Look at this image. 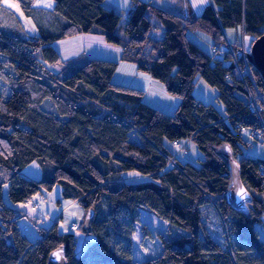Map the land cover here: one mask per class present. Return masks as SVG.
Listing matches in <instances>:
<instances>
[{"label": "trees", "instance_id": "obj_1", "mask_svg": "<svg viewBox=\"0 0 264 264\" xmlns=\"http://www.w3.org/2000/svg\"><path fill=\"white\" fill-rule=\"evenodd\" d=\"M0 0V264H48L50 254L64 247L67 264H264V160L243 154L240 131L264 137V101L260 114L248 107L246 72L256 93H264L260 73L244 56L237 65L228 50L226 29L242 27L254 41L264 34V0H210L196 15L185 0L179 15L151 1L132 0L122 62L161 83L179 99L173 114L146 103L145 91L113 82L118 62L92 59L63 64L50 44L101 29L110 42L122 16L103 7L105 0H52V15L66 22L58 33L41 29L31 36L19 18ZM24 12L37 0H11ZM155 17L164 37H152ZM189 32L213 40L209 55ZM253 41V42H254ZM233 45V46H232ZM236 50L239 45L232 44ZM240 52V50H239ZM38 53L46 65L38 60ZM48 65H60L55 73ZM249 75H248V74ZM218 91L225 115L193 94L196 79ZM251 77V78H250ZM138 131L142 143L132 142ZM193 140L202 153L200 166L183 163L165 142ZM37 162L42 180L23 174ZM240 170L250 200L243 209L228 200L231 167ZM136 172L144 182L113 188L118 177ZM62 189L65 200L93 211L95 237L81 256L74 235L59 231L58 222L40 229L31 241L22 231L18 213L4 200L25 203L37 194ZM142 211L169 223L175 237L160 234L161 252L143 263L133 259L134 235ZM222 227L223 240L211 231L212 218ZM146 234L152 231L142 225Z\"/></svg>", "mask_w": 264, "mask_h": 264}, {"label": "rangeland", "instance_id": "obj_2", "mask_svg": "<svg viewBox=\"0 0 264 264\" xmlns=\"http://www.w3.org/2000/svg\"><path fill=\"white\" fill-rule=\"evenodd\" d=\"M142 1H151L159 8L179 15L185 14L183 7L185 0ZM194 1L197 7L195 5L193 12L196 11V13H194L197 15L202 14L204 11L203 10L201 12L198 9V4H202L199 5V8L205 9L210 3V0H200L199 2L198 0ZM3 6L15 13L31 36H34L41 29H46L50 33L56 34L62 30L63 24L66 23L64 20H59V18L49 13V11L53 8L52 0H37L34 5L35 10L27 13L24 12L17 3L11 0H5ZM105 7L118 12L122 16L120 25L113 34V37L118 40V43L110 42L107 39L105 32L99 28H95L91 33L77 34L69 38L54 41L50 45L58 51L63 64L75 60L88 62L92 59L118 62L119 66L113 78L114 83L132 88L146 89V80L150 77L146 74L140 73L134 64L122 62L120 60L122 50L127 42L126 27L133 8L132 0H105ZM150 19L154 24L152 37L155 39H162L165 32L160 26V22L152 15H150ZM225 35L229 44L239 45L238 49L244 55L249 53L254 40L244 34L242 27H238L237 29H226ZM188 36L203 51L209 55L213 54V40L208 34L203 32H189ZM37 58L44 65L47 64L44 62L41 53H38ZM48 68L51 71L58 73L62 69V66L48 65ZM253 85L255 84L253 83ZM151 93L157 94V90L153 89ZM193 94L204 103L215 105L221 114L225 115V106L222 102L218 101L217 89L210 86L204 79L197 77ZM170 97L176 101V103H172L169 107L170 114H173L180 101L176 97ZM240 133L247 144L243 147V154L264 160V137L262 134L259 132L255 133L258 137V139H255L250 129L243 128ZM130 139L135 143L143 142L141 134L138 131L131 132ZM165 145L175 155V157L184 164L190 163L194 166H200L199 160L202 159L203 156L193 140H182L181 143H178V147L168 141L165 142ZM23 174L35 180H42L43 178L41 168L37 162L27 167L23 171ZM148 180H150V177L148 176H144L136 172H126L122 176L118 177V180L116 184H114L113 188L122 186L124 183L144 182ZM4 200L8 205H13L15 207L14 209L17 211H22L24 216H21L19 219L20 227L22 228L23 233L33 242H36L37 239L41 238V228L50 229L56 222H58L60 232L71 233L74 235L76 243L75 253L77 256H81L87 249L88 245L95 240L94 236L85 234L81 230L82 224L85 222L84 209L78 202L65 200L62 196V189L60 186H56L50 192L43 190V192L37 194L33 200H29V203L18 204L12 203L8 197L7 189L5 188ZM34 202L41 203L43 208L39 209L34 207ZM212 220L213 224H210L211 231L217 240L222 241L223 236L220 221L218 222L215 217L212 218ZM72 225L78 226L77 229H70ZM142 225H146V227L152 231V234H146L142 231ZM160 234H163L166 238L172 239L175 237L176 232L174 230L169 232V228L164 222L159 220L157 217L142 211L140 215V223L136 225V233L134 235V246L137 254H144V259L146 260L157 257L161 252Z\"/></svg>", "mask_w": 264, "mask_h": 264}, {"label": "water", "instance_id": "obj_3", "mask_svg": "<svg viewBox=\"0 0 264 264\" xmlns=\"http://www.w3.org/2000/svg\"><path fill=\"white\" fill-rule=\"evenodd\" d=\"M245 58L248 64L260 73L264 82V34L253 42L249 53L245 54ZM231 168V189L228 193V200L234 208L243 209L251 198L250 193L241 180L239 168L234 164ZM92 220L93 211H89L85 220L86 228L90 227ZM48 264H67L64 247H60L50 254Z\"/></svg>", "mask_w": 264, "mask_h": 264}, {"label": "crops", "instance_id": "obj_4", "mask_svg": "<svg viewBox=\"0 0 264 264\" xmlns=\"http://www.w3.org/2000/svg\"><path fill=\"white\" fill-rule=\"evenodd\" d=\"M188 1L191 2V5H192L193 9H195V5H196L195 1L194 0H188ZM199 1L200 0H198V2ZM199 5H202V4H198V9L202 12L204 10V8H199ZM103 7L106 10H111V9L105 7V2L103 3ZM196 7H197V5H196ZM194 12L196 13V11H194ZM146 83H147L146 89L145 88L144 89L140 88L141 90H144L145 93H146V99H145L146 103L149 104L150 106L154 107V108H157V109H160V110H163V111H166V112L169 111V107L172 105V103H176L175 99H173L172 97H170V95L167 94V92L164 89L163 85L161 83L158 84L159 83L158 81H155V80L149 78V79L146 80ZM153 89L157 90V94H152L151 93V91ZM11 206L13 208H15L13 205H11ZM17 212H19V211H17ZM19 213H22V211H20ZM162 222H164L169 228V223L168 222H165V221H162ZM138 256H139V258H138ZM133 259L137 263H143L144 261H146V259H144V254H137V252L135 251V246H134V251H133Z\"/></svg>", "mask_w": 264, "mask_h": 264}, {"label": "built area", "instance_id": "obj_5", "mask_svg": "<svg viewBox=\"0 0 264 264\" xmlns=\"http://www.w3.org/2000/svg\"><path fill=\"white\" fill-rule=\"evenodd\" d=\"M228 50L230 51L234 62L239 65V59L241 56H243L244 54L236 51L232 46L229 45ZM248 74V73H247ZM241 75L243 77V80L246 84V87L248 88L249 91V110L253 113V114H260V101H264V93H256L257 91V87L253 84H250V82L248 81V77L246 76V72L241 70ZM249 75V74H248ZM251 78V77H250ZM178 144V143H177ZM25 203H29V200H26ZM34 207L41 209L42 208V204L39 202H34ZM78 226L76 225H72L71 229L72 230H76Z\"/></svg>", "mask_w": 264, "mask_h": 264}, {"label": "snow or ice", "instance_id": "obj_6", "mask_svg": "<svg viewBox=\"0 0 264 264\" xmlns=\"http://www.w3.org/2000/svg\"><path fill=\"white\" fill-rule=\"evenodd\" d=\"M58 255V254H57Z\"/></svg>", "mask_w": 264, "mask_h": 264}]
</instances>
